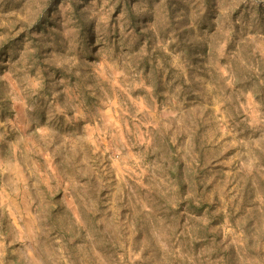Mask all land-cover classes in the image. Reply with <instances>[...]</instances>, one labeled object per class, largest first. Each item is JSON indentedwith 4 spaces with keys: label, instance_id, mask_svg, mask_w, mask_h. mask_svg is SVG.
Segmentation results:
<instances>
[{
    "label": "rangeland",
    "instance_id": "obj_1",
    "mask_svg": "<svg viewBox=\"0 0 264 264\" xmlns=\"http://www.w3.org/2000/svg\"><path fill=\"white\" fill-rule=\"evenodd\" d=\"M261 69L264 0H0V264H264Z\"/></svg>",
    "mask_w": 264,
    "mask_h": 264
},
{
    "label": "trees",
    "instance_id": "obj_2",
    "mask_svg": "<svg viewBox=\"0 0 264 264\" xmlns=\"http://www.w3.org/2000/svg\"><path fill=\"white\" fill-rule=\"evenodd\" d=\"M57 1H60V0H55V3L57 2ZM74 2V1H73ZM130 9H131V6L129 7ZM50 9L53 11L54 9H56V4H53V5H50ZM76 11V13H78V14H80V5H76V9H75ZM52 13V12H51ZM85 20H83L82 22H83V24L81 25V27H82V29H84L85 27H86V23L84 22ZM55 25V22H52V17H51V14H48V15H46V17L44 18V20H42V21H40L37 25H36V29L34 30V31H36V32H39V33H45V32H47L48 31V29H47V27L48 26H50V25ZM32 35V34H31ZM34 40H35V37H34ZM259 75H251V77L252 78H254L255 79V81L256 82H258L259 81V79H258V77H261V78H263L264 79V69H261L260 71H259ZM248 84H249V82H248ZM262 86H264V84L263 85H261V87ZM260 87V88H261ZM256 94V93H255ZM256 96V95H255ZM256 97H258V96H256Z\"/></svg>",
    "mask_w": 264,
    "mask_h": 264
}]
</instances>
